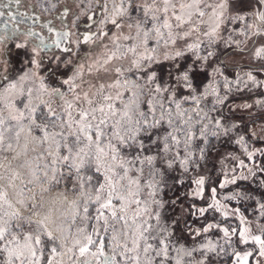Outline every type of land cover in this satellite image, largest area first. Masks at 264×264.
<instances>
[{
  "label": "snow or ice",
  "instance_id": "obj_1",
  "mask_svg": "<svg viewBox=\"0 0 264 264\" xmlns=\"http://www.w3.org/2000/svg\"><path fill=\"white\" fill-rule=\"evenodd\" d=\"M75 3L76 0H47L43 11L52 15L43 19L31 11V3L21 11L25 7L23 0H0V18L7 16L0 23V62L4 65L0 69V112L7 111V115L0 114V150H11L12 139L19 140L25 131L43 146V151L35 157L37 162H29L31 172L27 182L19 173L9 177V186L21 179L16 203L26 206L25 191L29 185L47 184L41 188L46 192L63 181L74 180L71 188L67 184L65 188L78 190L81 199L70 205V217L60 228L64 239H68L69 234L72 237V247L67 252H72L73 248L77 250V258L72 264H215L217 257L228 254L225 246L211 240L194 247L180 243V237L175 233L180 219L167 218L169 204L174 211L177 200L166 201L162 193L170 187L169 173L178 168L183 177L190 170L199 169L211 141L231 138L237 126L225 124L224 117L217 113V106L224 104L226 96L216 95L211 107L201 106L207 93L186 96L183 100H190L195 107L182 108L179 99L168 95L170 88L167 84L158 82L156 73L151 71V63L154 53L160 50L161 41L164 49H168L178 40L196 34L195 42L185 43L189 50H199L205 41L198 34V26L204 22L201 18L209 7L212 9L211 23L202 36L208 47L213 45L221 38L220 28L227 19L226 0L219 4H209L208 0H120L119 4L112 3L111 11L108 0H100L98 9L102 19L94 18L92 0H80L79 13L73 9ZM85 3L88 5L86 10L82 7ZM11 4L18 6L16 11L5 12L4 9H10ZM133 5L141 16H130ZM258 5L260 10L253 13L252 23L244 17L231 18L244 22L241 35L245 38L264 39V28L261 27L264 25V0H258ZM81 15L86 18L83 24ZM117 17H128V20L121 22ZM109 23L121 32L125 25L130 30L134 28L135 35L131 32L128 35L114 34L110 38V49L105 45L106 50L90 63H79L72 76L58 81L61 86H49L45 77L38 75L36 70L42 67L45 59L57 68L61 63H73L71 59H62L63 55L73 53V44L79 48L95 42V47H100L104 39L109 38L104 31V26ZM45 32L47 34H42ZM153 39L155 46L150 47L149 41ZM124 41L131 43L125 44ZM9 42L17 50H30L32 68L29 71L12 75L7 58L11 52ZM228 42L237 46L242 43L231 36L225 41ZM252 46L254 56L264 59V44L257 46L253 40ZM55 50L61 55L57 56ZM128 53L133 57L131 67L112 65L113 60L122 59ZM163 55L175 62L183 52L175 50L169 55L165 50ZM213 55V51H207L202 59L209 60ZM80 59L89 60V54H82ZM133 68L141 71L143 84L125 76ZM190 70L181 72L177 69V81L184 82L188 88H192ZM48 71L54 76L56 69ZM214 71L219 73L220 69ZM85 73L89 76L95 73V81L85 82ZM245 75L247 82L264 87V81H257L252 72ZM109 76L114 78L109 80ZM236 80L247 87V82L241 81L239 76ZM27 82L38 86L26 87ZM63 86H67V92ZM225 87L228 88L229 84L225 83ZM212 92L215 93L216 89L212 88ZM69 93L71 98H67ZM144 96L148 97L146 108L142 107ZM17 101L23 104V108L17 106ZM55 101H59L57 107H53ZM257 103L264 104V101ZM234 142L241 145L247 161L252 164L249 166L245 159L233 157L237 164L230 175L225 173L226 178L219 183V188L236 185L238 181H253L264 188V159H256L257 153L264 158V149H249L243 135H237ZM98 177H102V183ZM208 179L199 176L193 180L195 188L184 195L205 199ZM174 183H183V179ZM210 193L204 206L193 203L188 214L199 219L211 211L225 220L231 215L239 217L241 224L245 223L240 209H228L227 204L221 202L217 187H211ZM222 199L239 203L255 197L248 191L237 189ZM115 202H119V216L114 208ZM256 204L258 218H264V197ZM93 205L95 215L90 213ZM105 210H108L107 214ZM78 219L83 226L77 225ZM90 221L94 223L90 224L91 231H88ZM73 227L74 232L71 231ZM184 228L194 237L216 229L223 233L222 239L229 247L231 237L238 234L240 243L258 245L259 255L264 257V227L260 228L261 234L248 235V228L223 227L213 217L194 231L187 221ZM42 236L52 244L50 249ZM57 239L44 218L33 221L22 217L7 198V193L0 189V264H44L45 259L47 264H54L55 257L65 254L61 251L63 244L56 246ZM251 255L252 252L232 251L234 264H248Z\"/></svg>",
  "mask_w": 264,
  "mask_h": 264
},
{
  "label": "rangeland",
  "instance_id": "obj_2",
  "mask_svg": "<svg viewBox=\"0 0 264 264\" xmlns=\"http://www.w3.org/2000/svg\"><path fill=\"white\" fill-rule=\"evenodd\" d=\"M34 5V8L41 11L44 17H48L51 12L43 11L44 7L47 6V0H30ZM55 2V0H52ZM115 2L119 4L120 0H108L109 11H111L112 3ZM209 4L221 3V0H208ZM226 16L224 23L220 28V37L216 42L210 47L206 44V38L202 36L203 32L208 30V27L211 23L209 16L211 15L212 9H205V16L201 19L204 21L199 24V35L205 41L201 44L199 50L192 49L189 50L186 47V43H193L196 40V34L191 37H186L185 40H178L176 45H169L168 49H164L163 41H161L160 50L154 53V60L151 63V71L155 72L157 75L158 82L166 83L170 88L168 95L174 96L176 99H179L182 104V108L191 109L195 107L190 100L185 102L183 100L186 96L196 95L199 96L201 93H207L206 98L201 101V106L211 107L215 99V96L218 95L221 98L227 97L224 104L217 106V113H220L224 117V122L227 125H236L231 138L221 137L219 140L213 139L211 141V146L209 147L205 160L201 163L199 169L190 170L189 173L181 177L180 170L177 168L176 171L168 174V184L169 188H166L162 193L163 199L166 201L177 200L174 211L172 210L171 204L168 206V211L170 215L167 217L169 220L179 218L180 224L176 226L175 233L180 237V243L185 244L187 247L198 246L200 243H206L208 240H211L216 244H223L227 250V255L222 254L221 256L215 259V264H234L235 257L232 256V251H236L243 254L244 252H252V255L248 257V264H264V257L259 255V246L249 242L247 244H242L239 242L238 234L231 237V247L225 243L223 233L219 232L216 229H212L207 234H201L200 236L190 235L189 232L184 228V223L187 221L191 224L193 231L196 228L202 227L203 223L211 221L215 217L218 221L221 222L223 227L227 228H238L246 227L249 229L248 235H259L260 228L264 227V218H258L259 212L257 210L256 201L260 200L261 197H264V188H260L258 183L253 181H238L236 185L229 184L226 188L220 189L219 183L224 180L225 173L231 174V170L236 166L237 160L233 157L240 159H245L246 163H249L251 166L252 162L247 161L246 156L242 150L241 145L235 143L237 135H244L247 141L249 149H264V104L257 103V101H264V87L253 85L251 82H247L246 73L252 72L253 76L257 81H264V59H258L254 56L255 49L252 46V41L255 40L257 46L264 44V39L260 37H248L241 35V32L244 28V22L242 20H232V17H244L248 23H252L253 14L250 13V10L247 8L239 7L237 3H232L229 0H226ZM100 3V0H92V8ZM83 9H87V3L83 4ZM81 11V4L78 7V13ZM130 16L138 17L141 16L140 12H137L133 9L130 10ZM85 16L81 15V19ZM103 16L100 18L102 19ZM121 22L127 21L128 17H117ZM134 23V21H132ZM150 26V25H149ZM264 28V25H261ZM104 31L108 33V37L104 39L103 44L100 47H95V42L92 45H82L77 48L74 44L73 53L63 55V60L71 59L73 63L64 64L61 63L57 68L53 63V68L56 69L55 75H49V66H47L45 60L40 69L36 70L38 75L45 77V83L49 86H61L58 81L66 79L72 76L76 66L81 63H90L92 59L100 56L104 52L105 45L110 49L112 47L110 38L114 34L128 35L130 32L132 35H135V29H129L126 25L121 30L115 28L112 24H107L104 26ZM231 36L233 40L239 39L242 43L237 46L235 43H225L228 40V37ZM23 39V38H21ZM75 39V37H74ZM125 44L131 43V41H124ZM149 46H155V41L150 40ZM8 48L11 49V52L7 55V58L10 60L9 67L12 69V75H20L23 72L29 71L32 68L30 60L32 54L29 51L24 49L17 50L12 42L8 43ZM168 51L169 55L174 54L175 50H180L183 52L181 57H178L174 62L171 59H165L163 52ZM207 51H213V55L209 60H203L202 57L206 55ZM88 53L89 60L82 61L80 57L82 54ZM61 54L58 53L57 56ZM200 57V59H198ZM133 59L132 54L128 53L126 57L113 60V66H122L124 68L131 67V60ZM4 67L3 63L0 62V69ZM147 67V66H146ZM191 69L189 71L190 82L192 88H188L184 82L177 81V69L183 72L186 69ZM219 68L220 72L217 73L214 70ZM23 70V72H22ZM171 73V74H170ZM125 76L130 80H136L137 83L143 84L144 78L141 77V71L133 68L131 72H126ZM239 76L241 81L247 82V87L243 82H237L236 78ZM141 77L140 79H137ZM114 76H109L107 79L111 80ZM95 81V73L92 76L84 75V81ZM80 83V81H77ZM225 83L229 84V87H225ZM31 82L26 83V87H36ZM212 88L216 89V92H212ZM63 90L67 92V86H63ZM123 91V89H120ZM130 93H125L128 95ZM67 98H71V94H68ZM142 107L147 106V96L143 98ZM17 106L23 108V104L19 101L16 102ZM59 101L53 103V107H57ZM174 107V106H173ZM59 110V109H58ZM2 115H7V111L0 112ZM216 115V113H213ZM254 122L252 127L250 123ZM13 147L11 150H0V189H3L7 193V198L13 203L16 211L20 213L22 217H27L24 215V211L31 209L33 212L43 214L46 209L44 208L47 199L53 195L59 196L61 198H74L80 196L79 191H68L65 188V184L71 188L74 184L73 179H68L63 181L59 186L51 187L49 191H42V187H47V184L35 186L29 185L28 189L25 191V205L21 206L16 203L17 189L21 186V179H17L11 186H9V177L13 173H19L20 177L24 182L30 178L31 166L29 162L35 164L37 157L42 151L43 146L39 145L35 141L32 135H29L27 131L21 134L19 140L12 139L11 141ZM256 159H264L259 156L257 153ZM62 172L66 169H61ZM199 176H204L209 178L207 180V189L205 192V199L199 198H189L184 194L193 190L195 184L193 180ZM100 182H103L102 177H98ZM183 179V183H174L177 179ZM95 182V181H94ZM98 186V185H97ZM217 187L218 195L221 197V202L227 204L228 209L238 208L240 209L241 214L245 217V223L241 224L239 217L229 216L227 220L223 217H220L218 213L208 212L205 217L194 218L188 214V211L191 210V205L195 203L198 207L204 206L208 201L207 197L210 196L211 187ZM78 189V184H77ZM237 189L245 190L250 192L255 199L246 200L237 203L236 201H225L222 199L224 195L231 194ZM34 197V199H31ZM81 199V197H80ZM79 200V199H78ZM37 205L36 208H33L32 205ZM114 208L117 210L116 214L119 216V202L114 203ZM187 210V211H186ZM90 213L95 215V205L90 209ZM108 213V210H105V214ZM94 221H90L87 226V230L91 231L90 224ZM77 225H81V221L77 220ZM83 226V225H81ZM74 227L71 231L74 232ZM42 239L48 244L50 249L52 244L48 242L46 236H42ZM82 239V237H81ZM56 246L59 247L60 244L64 245V248L61 249L65 254L62 256H57L54 258V264H72V261L77 258L76 249L73 248L72 252H67V249L72 247V237L69 234L68 239L61 241L57 239L55 242ZM94 250V249H93ZM48 252L45 253L47 257ZM198 255V254H197ZM44 264H47L46 259Z\"/></svg>",
  "mask_w": 264,
  "mask_h": 264
},
{
  "label": "clouds",
  "instance_id": "obj_3",
  "mask_svg": "<svg viewBox=\"0 0 264 264\" xmlns=\"http://www.w3.org/2000/svg\"><path fill=\"white\" fill-rule=\"evenodd\" d=\"M78 199H80V196L74 198H61L53 195L47 199L44 205L46 211L43 214H39L38 211L33 212L31 209L24 211L23 214L33 221H39L41 218H44L45 224L49 230L63 242L65 241L64 233L60 228L64 225L66 218L70 217V205Z\"/></svg>",
  "mask_w": 264,
  "mask_h": 264
},
{
  "label": "flooded vegetation",
  "instance_id": "obj_4",
  "mask_svg": "<svg viewBox=\"0 0 264 264\" xmlns=\"http://www.w3.org/2000/svg\"><path fill=\"white\" fill-rule=\"evenodd\" d=\"M230 2L232 3H237V5H239V7H244V8H247L248 10H250V13L253 14L254 12L260 10L259 9V5H258V0H229ZM23 3L25 5L24 8H21V11H24L26 8H27V5L30 2V0H23ZM32 4V3H31ZM80 0H76V3L73 4V9L75 11L78 12V7H80ZM33 5V4H32ZM98 5L97 4L93 9L95 10L94 12V18H97V19H100L103 15L101 13V11L98 9ZM18 6H16L15 4H11L10 5V9H4L5 12H7L8 10H11L13 12L16 11ZM57 7H59V5H57ZM32 12L34 13H38L43 19H48L51 17L52 13L49 14L48 17H44V15L41 13V11L37 10L36 8H34V5H33V8L31 9ZM7 19V16L3 17V18H0V23L3 22V20ZM86 18H80V21L81 23L83 24L85 22ZM70 19H69V23H70ZM83 30V29H82ZM93 31H96V28H93L92 29ZM42 34H47L46 32L45 33H42ZM74 44L72 45V48H73ZM74 52V51H73ZM58 53H60L58 50H55V54L57 55ZM61 54V53H60ZM45 62L47 64V66H49L50 69H53V66L52 64L53 63H49V61L47 59H45Z\"/></svg>",
  "mask_w": 264,
  "mask_h": 264
},
{
  "label": "built area",
  "instance_id": "obj_5",
  "mask_svg": "<svg viewBox=\"0 0 264 264\" xmlns=\"http://www.w3.org/2000/svg\"><path fill=\"white\" fill-rule=\"evenodd\" d=\"M253 124H254V122H251V123H250V127H252ZM243 136H244V135H243ZM244 137H245V136H244Z\"/></svg>",
  "mask_w": 264,
  "mask_h": 264
},
{
  "label": "trees",
  "instance_id": "obj_6",
  "mask_svg": "<svg viewBox=\"0 0 264 264\" xmlns=\"http://www.w3.org/2000/svg\"><path fill=\"white\" fill-rule=\"evenodd\" d=\"M263 113H264V111H263Z\"/></svg>",
  "mask_w": 264,
  "mask_h": 264
}]
</instances>
